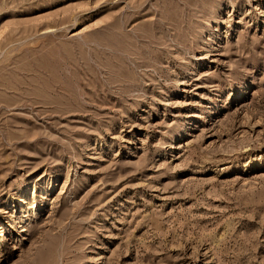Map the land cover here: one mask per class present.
Returning <instances> with one entry per match:
<instances>
[{
    "label": "rangeland",
    "instance_id": "374dc122",
    "mask_svg": "<svg viewBox=\"0 0 264 264\" xmlns=\"http://www.w3.org/2000/svg\"><path fill=\"white\" fill-rule=\"evenodd\" d=\"M0 264H264V0H0Z\"/></svg>",
    "mask_w": 264,
    "mask_h": 264
}]
</instances>
